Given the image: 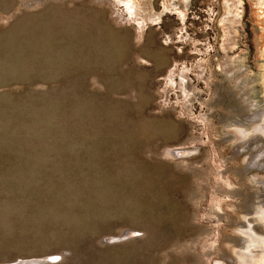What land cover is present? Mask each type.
<instances>
[{"label":"rangeland","instance_id":"obj_1","mask_svg":"<svg viewBox=\"0 0 264 264\" xmlns=\"http://www.w3.org/2000/svg\"><path fill=\"white\" fill-rule=\"evenodd\" d=\"M262 206L264 0H0V264H264Z\"/></svg>","mask_w":264,"mask_h":264},{"label":"bare ground","instance_id":"obj_2","mask_svg":"<svg viewBox=\"0 0 264 264\" xmlns=\"http://www.w3.org/2000/svg\"><path fill=\"white\" fill-rule=\"evenodd\" d=\"M245 2V1H244ZM189 3V2H188ZM187 4V3H186ZM149 5V4H148ZM260 6H262V5H260ZM29 33V32H28ZM26 34V33H25ZM31 35V34H30ZM33 35V34H32ZM28 36V35H27ZM34 36V35H33ZM82 36V35H81ZM31 37V36H30ZM18 42V41H17ZM117 45V44H116ZM90 53V52H89ZM97 55V54H96ZM76 56V55H75ZM117 56V55H116ZM67 61V60H66ZM88 64V63H87ZM28 66V65H27ZM109 66V65H108ZM85 71H87V70H85ZM232 75V74H231ZM230 98V97H229ZM256 101V100H255ZM248 118V117H247ZM20 120V119H19ZM249 120V119H248ZM247 120V121H248ZM13 127V126H12ZM122 127V126H121ZM127 129V128H126ZM124 131V130H123ZM244 131V130H243ZM116 132V131H115ZM106 133V132H105ZM125 133V132H124ZM170 133V132H169ZM169 133L167 134V135H169ZM240 133H242V132H240ZM121 134H122V132H121ZM238 134V133H237ZM244 134H246L245 132H244ZM242 136H243V134H242ZM105 137V136H104ZM116 137V136H115ZM229 138V137H228ZM108 139H109V136H108ZM114 139V138H113ZM132 140V139H131ZM114 141V140H113ZM107 142V141H106ZM111 142V141H110ZM102 144V143H101ZM246 144H247V142H246ZM93 145V144H92ZM247 149V148H246ZM113 151V150H112ZM110 152V151H109ZM191 152V151H190ZM193 152V151H192ZM237 152V151H236ZM112 153V152H111ZM185 152H183V151H181V150H179L178 151V153L176 154V155H183ZM188 153V152H187ZM102 154V153H101ZM97 155H98V153H97ZM185 155H187V154H185ZM253 155V154H252ZM252 167V166H251ZM257 167V166H256ZM245 168V167H244ZM250 169V168H249ZM245 174V173H244ZM257 182V181H256ZM251 192V191H250ZM250 196V195H249ZM250 198V197H249ZM251 199V198H250ZM250 201V200H249ZM264 207L262 206V209H263ZM259 209H261V208H259ZM260 211V210H259ZM260 212H258V213H256L257 215L259 214ZM261 215H263L264 213L262 212V210H261V213H260ZM260 219V218H259ZM261 220V219H260ZM263 220V219H262ZM262 222V221H261ZM263 224V223H262ZM257 226H258V224H257ZM248 227V233L249 234H251V235H255L254 234V231H253V227L251 226V225H249V226H247ZM238 230V229H237ZM246 230V231H247ZM256 236H257V234H256ZM249 237H250V235H249ZM252 238H256V237H252ZM262 239L264 238V237H261ZM257 239H259V238H257ZM248 240V239H247ZM250 240V239H249ZM248 240V241H249ZM251 240H253L249 245H255V244H253L255 241L254 240H256V239H251ZM248 241H246V242H248ZM259 241V240H258ZM257 240H256V242H258ZM261 241V240H260ZM261 242H264V241H261ZM238 243V242H237ZM244 247H246L245 246V244H244ZM254 247V246H253ZM248 248H250V247H248ZM250 250V249H249ZM252 250V249H251ZM244 251V250H243ZM245 252V251H244ZM263 253H264V249H263ZM250 254V253H249ZM252 254V253H251ZM251 254L249 255V256H251ZM243 256V255H242ZM244 256H246V254H244ZM247 256H248V253H247Z\"/></svg>","mask_w":264,"mask_h":264},{"label":"water","instance_id":"obj_3","mask_svg":"<svg viewBox=\"0 0 264 264\" xmlns=\"http://www.w3.org/2000/svg\"><path fill=\"white\" fill-rule=\"evenodd\" d=\"M44 261H45V260H43V261H37V263H38V262H40V263H41V262H44ZM20 264H30V263H28V262H25V263H20Z\"/></svg>","mask_w":264,"mask_h":264}]
</instances>
